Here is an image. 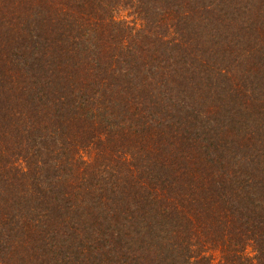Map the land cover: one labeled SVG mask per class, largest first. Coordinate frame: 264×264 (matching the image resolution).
Instances as JSON below:
<instances>
[{
	"label": "trees",
	"instance_id": "trees-1",
	"mask_svg": "<svg viewBox=\"0 0 264 264\" xmlns=\"http://www.w3.org/2000/svg\"><path fill=\"white\" fill-rule=\"evenodd\" d=\"M0 264H264V0H0Z\"/></svg>",
	"mask_w": 264,
	"mask_h": 264
}]
</instances>
